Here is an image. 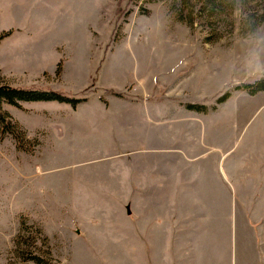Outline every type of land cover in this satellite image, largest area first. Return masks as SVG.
<instances>
[{"label": "rangeland", "instance_id": "1", "mask_svg": "<svg viewBox=\"0 0 264 264\" xmlns=\"http://www.w3.org/2000/svg\"><path fill=\"white\" fill-rule=\"evenodd\" d=\"M208 5L0 0V34L9 32L0 40V84L86 97L75 107L0 105L12 131L0 127V264H35L33 256L42 264H201L203 242L190 235L170 237L169 256L161 237L155 253L147 252L146 239L130 228L126 182L133 168L140 182L148 168L161 175V151L178 145L165 135L167 127L177 130L173 113L194 118L185 119L192 137L185 145L194 142L198 151L207 140L197 142L194 121L206 138L228 139L234 152L261 130L264 90L249 95L234 87L264 77V21L249 30L251 19L264 15V0H219L210 11ZM225 92L229 97L216 104ZM101 153L116 158L93 160ZM133 193L142 198L145 190ZM223 240L217 238V264H255L258 242L247 262L238 246L224 250Z\"/></svg>", "mask_w": 264, "mask_h": 264}, {"label": "crops", "instance_id": "2", "mask_svg": "<svg viewBox=\"0 0 264 264\" xmlns=\"http://www.w3.org/2000/svg\"><path fill=\"white\" fill-rule=\"evenodd\" d=\"M263 106L264 103L259 108ZM188 115L187 111L181 116L173 113V126L177 130L171 128L169 132V127L165 129L167 138L177 140L178 145L161 151L160 176L150 174L148 168L147 181L140 182L138 172L133 171L134 168L130 171L132 179L126 185L130 190L132 234L136 239H146L147 252L151 255L157 250L154 239L161 237L164 239L161 251L166 256H169L170 237L190 235L199 238L203 248L197 261L201 264H217L218 237L224 238L221 242L224 250L227 245L228 248L238 246L243 261L247 262L251 261V254L248 257L246 254L250 253L252 241H256L259 246L252 260L255 264H264V128L261 127L264 119L259 123L263 135L258 129L256 137L253 134L249 146L241 152L232 151L233 146H227L228 139L224 137L206 138L200 133L201 123L197 125L193 120L196 130L192 134L199 133L197 142L207 140L204 143L207 148L198 151L194 142L192 149L185 145L187 134L192 141L190 133L185 131V119L194 118ZM115 158L101 153L93 160L108 162ZM105 170L111 172L110 166ZM140 188L145 193L142 198H137L133 191ZM184 206L189 209H182ZM235 206H241L243 212L235 213Z\"/></svg>", "mask_w": 264, "mask_h": 264}, {"label": "trees", "instance_id": "3", "mask_svg": "<svg viewBox=\"0 0 264 264\" xmlns=\"http://www.w3.org/2000/svg\"><path fill=\"white\" fill-rule=\"evenodd\" d=\"M130 3H135L138 1H154V0H127ZM187 1V0H186ZM208 2V10H212L214 8V4L219 2V0H207ZM254 16V15H253ZM251 25L249 30L252 31L256 25L260 22L264 21V15H260L251 19ZM189 26L193 25V20L189 18L188 20ZM9 32L0 34V40L7 36ZM235 90H243L246 91L249 95H255L258 92L264 90V77L257 80L253 84L248 85H238L234 87ZM104 93L116 96V97H123V95L114 90V89H104ZM229 97V93L225 92L220 97L216 99V104H220L224 102ZM58 102V103H65L70 105L71 107H75L76 105L85 102L86 97H74L67 93L61 91H55L46 88H23V87H14L8 84H0V105L6 104L10 106H18L19 103H30V102ZM186 110H196L201 111L202 113L205 112V107L203 105H191L187 104L185 106ZM8 123H4V119L1 117L0 114V127L3 133L12 134V131L8 127ZM31 260L35 264H42V259L33 256ZM44 264V263H43Z\"/></svg>", "mask_w": 264, "mask_h": 264}]
</instances>
